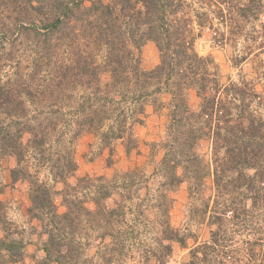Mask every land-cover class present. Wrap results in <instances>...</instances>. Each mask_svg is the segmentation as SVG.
I'll list each match as a JSON object with an SVG mask.
<instances>
[{
  "label": "trees",
  "instance_id": "trees-1",
  "mask_svg": "<svg viewBox=\"0 0 264 264\" xmlns=\"http://www.w3.org/2000/svg\"><path fill=\"white\" fill-rule=\"evenodd\" d=\"M22 2L23 7L13 11V16H0V29L16 31L15 39L22 30L36 37L42 34L47 54L51 47L57 54L63 50L60 58L43 61L47 77L41 74L43 62L35 58L25 69L13 63L5 79L0 74V157L15 160L12 183H27V213L39 222L40 234L45 237L43 262L66 264L74 258V231L83 213L105 229L99 239L110 260L124 252L127 229L120 225L127 223L122 219L127 194L121 189L138 196L142 181L135 186L139 176L131 171L108 180L80 177L77 183L89 189L94 210H74V205H81L66 192V179L77 166L73 144L88 132L108 148L109 155L118 140L125 141L128 152L136 147L133 128L143 123L149 98L161 92L168 93L170 101L164 153L150 174L156 198L154 203L138 202V214L153 209L154 222L162 226V238L184 243L168 226L169 193L183 182H187L189 194L199 192L211 177L214 191L209 224L215 228L209 230L208 242L190 250L188 264L199 259L198 253L204 260L222 264H246L240 253L252 257L256 247L264 256V120L254 108L261 97L251 80L220 83L217 64L210 56L199 55L193 46L206 28L220 42L227 41L230 34L231 46L237 38L245 41L244 54L234 59L235 64L264 54V0ZM10 3L0 0L3 8ZM214 20L225 24V32L214 28ZM228 22L230 29L226 28ZM37 39L34 43L39 48ZM145 41H152L158 52V62L149 70L141 68L138 54ZM103 74H108L106 81ZM190 91L198 99L196 108L189 104ZM202 140L209 142L211 163L198 151ZM28 155L37 166L47 167L50 181L61 182L66 189L54 190L49 182L39 180L36 172L29 170ZM56 195L66 207L62 213L53 202ZM228 222L231 228H227ZM4 233L0 264L16 263L23 255L22 244ZM235 236L243 238L235 242ZM143 253L142 264H165L171 247L162 243L158 250Z\"/></svg>",
  "mask_w": 264,
  "mask_h": 264
},
{
  "label": "rangeland",
  "instance_id": "rangeland-1",
  "mask_svg": "<svg viewBox=\"0 0 264 264\" xmlns=\"http://www.w3.org/2000/svg\"><path fill=\"white\" fill-rule=\"evenodd\" d=\"M23 3L22 0L16 2L11 0L8 7L3 8L0 6V16H8V14L13 16L12 12L16 9L20 10ZM226 24V28L230 29L231 23ZM24 25L32 26L28 23H24ZM213 26L214 28L219 27L225 32V24L221 25L217 20H214ZM1 31H3L0 32V64L2 65L0 66V74L2 79L7 78L11 73L12 66L16 65L17 62L20 63L21 68L25 69L31 58L43 62L48 57L54 61L63 56L62 48L58 54L54 47L49 48V54L46 53L42 34L36 37L22 30L18 38L15 39L16 31L7 29ZM39 31L43 32L44 28H39ZM248 31V33L252 32L251 30ZM213 36L211 30L203 29L200 36H197L194 40L195 51L199 55L210 56L214 60L218 66L220 83H239L244 79L251 80L256 92L261 97V103L254 104V108L264 120V54L251 55L249 59L235 64L234 59H238L244 54L245 41L242 38H237L236 44L231 46L230 34H228L227 41L222 42L218 40L219 37L213 39ZM35 38H38L39 48L34 43ZM138 54L140 66L145 70L151 69L158 62V52L152 41H145L141 45ZM64 58H67V55ZM45 64V62L42 63L41 74L47 77L48 72L44 69ZM102 79L106 81L108 74H103ZM169 101L170 95L166 92L154 94L149 98L145 108L146 119L134 131L137 141L136 147L128 152L125 150V141L118 140L114 142L113 151L109 155L108 148L103 147L93 134L82 133L73 144L74 159L77 166L73 175L66 179L67 189L61 182L54 183L50 181L47 167L37 166L35 160L28 155L26 160L29 170L33 173L36 172L39 180L49 182L54 190L66 189V192L71 197L73 196L78 204L83 206L80 209L81 206L74 205L73 209L80 212H85V209L94 210L92 201L88 198L90 195L89 189L82 183H77L80 177L88 176L94 179L103 176L108 180L115 175L131 171L132 174L135 172L139 176V182L135 186L138 187L142 181V185L138 188L139 197L129 189L126 191L121 189L127 194V198L122 202V212L125 213V216H120L127 222L124 223L125 225L123 223L120 225L123 229H127L124 252L115 255L110 260L109 255L104 254L105 249L99 239L100 233L104 232L105 229L98 228L93 223L94 219H90L91 216L83 213L81 221L74 231L75 256L66 264H142L143 251L146 249L150 251L158 250L162 243L169 244L171 247V253L165 257V264H188L191 260L190 250L209 241V230L215 228V225L209 224V209L214 191L211 177L205 179V184L199 192L189 194L187 191L188 184L183 182L169 193L172 203L168 210V226L173 232H177L179 236L184 238L182 244L175 240L162 238L159 230L162 226L157 223V220L154 222L153 209L150 210L151 213L145 210L142 215L138 214L136 210L138 202H155V181H152L153 178L150 179V174L158 165L164 153L162 143L165 138ZM188 101L192 108H196L198 99L193 91L189 92ZM198 151L205 161L211 163L212 154L209 142L200 141ZM14 166V158L0 157V237L3 236L4 230V235L9 239L13 238L20 241L23 247L21 260L11 264H55L50 261L43 262L45 254L42 250V241L45 237L40 234L39 222L27 213L29 206L27 183L24 181L11 182L10 174ZM210 167L212 166L210 165ZM146 178H149L148 183H144ZM73 185H77L75 189L70 187ZM147 186L149 187L147 188ZM79 200L81 201L79 202ZM53 202L59 213L66 210L61 201V196H54ZM206 203H208L207 213L203 214L202 210ZM109 206H114L112 201ZM227 228H231L229 222ZM121 229L119 230L121 231ZM229 234L231 235V229ZM242 238L243 236H235L234 241L240 242ZM108 239L109 236L104 239L103 243L107 242ZM262 251L259 247H256L254 256H245L241 252L240 257L243 260L246 259V264H264L262 262V259H264ZM201 255L202 253H198L197 258L199 259L194 258V264H222L219 261L204 260ZM151 261H153V258H151Z\"/></svg>",
  "mask_w": 264,
  "mask_h": 264
},
{
  "label": "crops",
  "instance_id": "crops-1",
  "mask_svg": "<svg viewBox=\"0 0 264 264\" xmlns=\"http://www.w3.org/2000/svg\"><path fill=\"white\" fill-rule=\"evenodd\" d=\"M145 111H146V109H145ZM145 119H146V116H145L144 120ZM137 126H140V125L139 124L138 125H135L134 128H133L134 131H135V129H136Z\"/></svg>",
  "mask_w": 264,
  "mask_h": 264
}]
</instances>
